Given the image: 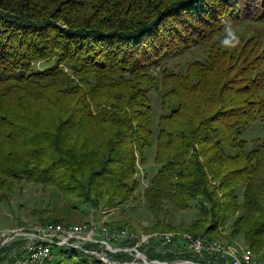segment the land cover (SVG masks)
Wrapping results in <instances>:
<instances>
[{
  "label": "trees",
  "instance_id": "16d2710c",
  "mask_svg": "<svg viewBox=\"0 0 264 264\" xmlns=\"http://www.w3.org/2000/svg\"><path fill=\"white\" fill-rule=\"evenodd\" d=\"M257 122L264 0H0V199L18 181L56 193L35 226H74L76 205L112 210L132 201L153 144L157 171L143 198L155 220L142 233L240 239L259 259L264 137L253 149L240 138ZM191 207L200 218L172 227L170 211ZM133 235L112 243L121 251L105 253L110 262L141 263L123 251ZM11 246L0 249V264ZM157 247L137 251L166 263L171 254ZM49 248L46 264H105L89 254L101 252L95 246Z\"/></svg>",
  "mask_w": 264,
  "mask_h": 264
},
{
  "label": "rangeland",
  "instance_id": "374dc122",
  "mask_svg": "<svg viewBox=\"0 0 264 264\" xmlns=\"http://www.w3.org/2000/svg\"><path fill=\"white\" fill-rule=\"evenodd\" d=\"M190 59L191 58L189 56L185 57L186 61H189ZM152 93L153 92H151V95H149L153 105L151 125L152 130L155 132V125L160 111L158 109V97L156 95H152ZM263 137L264 123L260 122L250 125L240 135V138L248 143V149H253L256 145V142ZM153 155L154 145L152 144L150 149H148L146 152L145 163L143 165L138 164V175L136 176L138 187L134 192V199L132 201L112 210H107L101 205L96 209H91L83 205H76L79 208L78 211L82 213V215H76L77 218H75L73 221H68V224H93L95 226L96 224L105 226L112 225L115 227L125 228L129 234H137L133 236H148L142 232H148L151 230L149 226L154 223L155 218L147 210L143 195L149 186L151 178L157 171V166H155L153 163ZM49 193V191H42L39 188H36V186L25 183L24 181H18L13 185L11 192L4 196L3 199H0V244H3L4 242L3 247L12 245L9 247L8 253L18 250L21 247L23 242L22 240L24 239L15 237L8 240L9 237L15 236L17 234H24L35 225H39L36 214L38 213L40 215L42 213L43 209L41 208H46V206L53 207L57 205V194L52 193V197ZM170 213L169 222L174 228H185L191 225L196 219L200 218L197 210L192 207L184 211H170ZM225 234L227 235L226 232L224 235ZM6 240L7 242H5ZM19 240L20 244L17 243ZM232 246L244 247L240 239L236 240ZM6 248L8 249V247ZM180 248L181 243H179V240L176 239L173 245L169 246L168 248L157 247L156 251L161 253V255L171 254L170 259L166 258V264H181L186 261H184L185 259L183 260L184 256L179 255L182 253V248ZM96 258L101 261V258Z\"/></svg>",
  "mask_w": 264,
  "mask_h": 264
},
{
  "label": "built area",
  "instance_id": "2783aa9c",
  "mask_svg": "<svg viewBox=\"0 0 264 264\" xmlns=\"http://www.w3.org/2000/svg\"><path fill=\"white\" fill-rule=\"evenodd\" d=\"M24 234L34 235L36 238H24L21 247L18 250L12 251V256L10 255V258L4 264H41L50 261L51 253L49 250L37 247V240L41 239L56 241V244L69 245L71 247L84 248L85 246H95L101 252H89V254L94 256H106L105 253L107 252L112 254L120 252L121 249L113 248L112 243L114 241L126 239V234H117L112 233L110 230H103L102 226L98 224L94 227H85L75 230H61L60 228L34 229ZM10 239L11 238H9V240ZM133 242L135 243L133 248L124 249L123 251L133 253L135 259L144 262L145 257L137 251L139 247L148 246L151 242H158L162 247H167L173 245L175 241L167 239H150L147 241L133 240ZM179 242L182 244V252L190 254L197 259L203 260L212 258L214 260L213 264H236L229 261L227 249H219L216 245H210V243L203 240V238H185L179 240ZM238 254L243 255L248 261V264H250L247 252ZM262 264H264V257L262 258Z\"/></svg>",
  "mask_w": 264,
  "mask_h": 264
},
{
  "label": "bare ground",
  "instance_id": "6f19581e",
  "mask_svg": "<svg viewBox=\"0 0 264 264\" xmlns=\"http://www.w3.org/2000/svg\"><path fill=\"white\" fill-rule=\"evenodd\" d=\"M81 225V224H80ZM95 225L93 224H86V225H81V226H70V227H66V226H61V225H50V226H44V227H40V226H34L33 228L29 229L28 231L34 230V229H54V228H60L61 230H75V229H83L85 227H94ZM102 226L103 230H110L112 231V233H117V234H126V238L129 236V233L127 230H124L123 228L121 229H117V230H111V228L109 229L108 227H105L104 225H100ZM23 230V229H22ZM185 238H189V239H202L205 240L206 242L210 243V245H216L218 246L219 249H227V255L229 257V261H231V263H236V264H248V261L244 258L243 255H239L238 253H245L247 252L248 258H249V262L250 264H262V258L264 257V255L260 256L259 259H256V257H254L252 255V253L249 251V249L245 248V247H238V246H232V245H225L221 242L218 241H213V240H209L206 237L203 236H199V237H192L189 235H183L182 239ZM150 239H155V240H162V239H167V240H173V235L171 234H151L148 236H143V235H139V236H133L132 240H139V241H147ZM50 245H54L57 248L59 247H71L69 245H61V244H56V241H51L48 239H41V240H37V247L40 248H45L46 250H49V246ZM55 248V247H54ZM77 250H82V248L80 247H71ZM50 252V250H49ZM98 257L102 262L104 263H108V264H115L110 262L106 256H96ZM141 263H143L142 260H140ZM41 264H46V263H41Z\"/></svg>",
  "mask_w": 264,
  "mask_h": 264
},
{
  "label": "water",
  "instance_id": "95a60500",
  "mask_svg": "<svg viewBox=\"0 0 264 264\" xmlns=\"http://www.w3.org/2000/svg\"><path fill=\"white\" fill-rule=\"evenodd\" d=\"M36 238V236L34 235H29V234H18V235H15V236H12V237H9V238ZM8 238V240H9ZM7 242V240L5 241ZM4 245V242L3 244H0V249L3 247ZM141 264H166V263H161V262H157V261H154V262H148L144 259V262L141 263ZM181 264H196V263H191V262H183Z\"/></svg>",
  "mask_w": 264,
  "mask_h": 264
},
{
  "label": "crops",
  "instance_id": "0c3cea01",
  "mask_svg": "<svg viewBox=\"0 0 264 264\" xmlns=\"http://www.w3.org/2000/svg\"><path fill=\"white\" fill-rule=\"evenodd\" d=\"M9 252V251H8ZM7 252V260L10 258V255L12 256V254L11 253H8ZM13 253V252H12ZM5 262V261H4Z\"/></svg>",
  "mask_w": 264,
  "mask_h": 264
}]
</instances>
